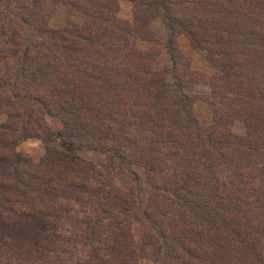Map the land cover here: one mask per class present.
I'll use <instances>...</instances> for the list:
<instances>
[{
	"label": "trees",
	"instance_id": "16d2710c",
	"mask_svg": "<svg viewBox=\"0 0 264 264\" xmlns=\"http://www.w3.org/2000/svg\"><path fill=\"white\" fill-rule=\"evenodd\" d=\"M50 1L82 22L55 29L45 0H0V264H136V195L108 178L117 160L149 185L140 244L160 264H264V222L247 202L262 213L264 0H129L132 23L118 0ZM157 16L171 55L158 70L133 42ZM180 33L217 67L210 93L227 97L209 125L191 110L201 76L183 67ZM28 137L43 144L36 161L15 148Z\"/></svg>",
	"mask_w": 264,
	"mask_h": 264
},
{
	"label": "rangeland",
	"instance_id": "374dc122",
	"mask_svg": "<svg viewBox=\"0 0 264 264\" xmlns=\"http://www.w3.org/2000/svg\"><path fill=\"white\" fill-rule=\"evenodd\" d=\"M48 4V19L47 24L55 29L61 28L67 19L75 22H82V15L75 8H67L61 3H52L50 0H45ZM133 6L129 0H118L116 16L123 22L132 23L134 19ZM148 33L144 35L134 36V45L141 52L150 51L153 54V61L151 62L154 69H160L162 67L171 66L170 52L166 45V39L168 37L167 26L161 16L154 17L147 24ZM175 43L177 51L182 57V64L185 62L186 66H183L186 70L199 73L197 82L191 83V94L194 95V101L191 105L193 115L197 118L200 124L209 125L213 123L214 113L224 108L223 101L227 97H220L219 94L210 93V77L217 71V67L206 58V52L202 49L192 47L188 42L187 37L180 33L175 36ZM188 63V65H187ZM205 76V77H204ZM206 80V81H203ZM221 101V103H220ZM236 115H226L223 119V126L226 124V128L235 134L241 135L244 133V124L242 120ZM5 115H0V121L4 120ZM45 123L54 130H57L61 126L60 120L55 116L44 115ZM18 151L28 154L33 160H37L43 153L42 142L35 137H28L26 139L18 141L16 147ZM81 155L92 161H102L103 154L99 151L82 150ZM144 173L132 164H128L121 160H117L113 169L108 175V178L125 189L132 188L136 195V204L131 216V233H132V247L134 248L137 259L136 264H160L159 260L155 259V249L152 247H142L140 244L141 234L144 230L148 229L149 225L146 223L141 215V210L145 201V198L149 192V185L144 182ZM247 202L250 206L255 207L254 214L256 216L261 215L264 222V207H262V213L257 208V203L253 201L250 196L247 198ZM253 201V202H252ZM252 202V203H251ZM242 209H245L242 207ZM258 211H257V210Z\"/></svg>",
	"mask_w": 264,
	"mask_h": 264
}]
</instances>
